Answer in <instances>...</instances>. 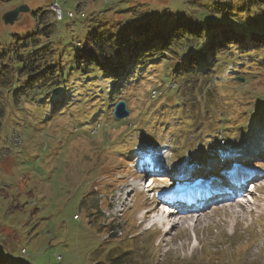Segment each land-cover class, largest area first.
Instances as JSON below:
<instances>
[{"label": "rangeland", "instance_id": "1", "mask_svg": "<svg viewBox=\"0 0 264 264\" xmlns=\"http://www.w3.org/2000/svg\"><path fill=\"white\" fill-rule=\"evenodd\" d=\"M58 1L66 12L78 5L86 15L95 13L109 17L110 22L113 18L127 23L128 14L141 16L148 8L164 10V18H169L171 11H207L216 0ZM52 2L0 0V32L3 13L21 4H27L30 11L18 16L14 30L20 35L32 32L36 25L32 12L46 10ZM228 2L223 0V4ZM48 17L54 18L49 12ZM77 21L56 22L52 40L63 44L69 39L78 41L83 31L76 27ZM57 48L66 51V47ZM178 59L164 60L156 69L146 67L123 89L97 68L82 73L70 65L66 70L69 78L61 88L67 89L64 104L55 113L50 105H40V97H24L14 103L15 87L0 89V264H100L102 260L111 264L122 238L125 247H133L131 256L143 259L138 264H264V155L251 160L253 168L259 169L260 181L248 183L247 192L226 200L242 198L246 202L250 193L254 203L228 207L222 201H209L205 210H188L192 219L176 225L170 234L165 227L147 229V219L155 216L148 215L147 209L158 201L151 203L152 191L134 188L135 179L144 171L132 160L136 152L151 148L143 145L144 140L157 139L161 150L157 153L163 158L184 159L173 165V172L149 167L147 173L163 177L154 187H169L171 175L180 165L183 170H195L191 183L199 184L212 178L206 175L212 168L207 164L210 157L217 159L213 169L220 171L234 168L241 160L240 151L262 149L264 154V69L233 73L226 72L230 66L226 65L222 75L209 73L193 85L172 73L174 65L181 63ZM70 68L74 70L70 72ZM154 88L162 93L155 98ZM121 99L127 101L130 112L116 119L114 106ZM228 152L239 154L227 156ZM123 169L127 173L122 174ZM112 182L118 185L106 196L105 214L120 239H109L100 226L101 214L89 215L94 209L91 204L104 197L94 193L95 185L102 192L103 185L110 190ZM141 185L144 187L143 182ZM240 194L245 197H238ZM196 214L204 216L194 225ZM129 230L134 232L131 238L125 236ZM209 249H218V256L208 255Z\"/></svg>", "mask_w": 264, "mask_h": 264}, {"label": "trees", "instance_id": "2", "mask_svg": "<svg viewBox=\"0 0 264 264\" xmlns=\"http://www.w3.org/2000/svg\"><path fill=\"white\" fill-rule=\"evenodd\" d=\"M206 8L207 11L200 9L195 14L171 11L169 18H164L167 16L164 10L148 8L141 16L128 14L127 23L113 18L112 23L109 17L106 20L100 14H85L80 22L75 20L76 27L83 31L81 37L78 41L69 39L65 44L61 40H52L55 21L48 17L50 10H35L32 17L36 19V25L30 33L26 31L20 35L14 30L15 25L2 24L0 89L14 86L11 95L14 103L21 102L24 97H40V105H50L51 113H55L64 104L67 89L63 87V95L60 92L69 78L66 70L70 65H75L82 73L97 68L105 77L117 81L120 89L134 82L146 67L156 69L157 64L171 58L181 60L174 65V76L193 85L209 73L216 71V75H222L226 65H230L226 72L232 70L233 73H244L246 69L263 70L264 0H231L222 7L215 1ZM211 8L214 10L210 11ZM221 13L222 17L217 16ZM130 22H133L131 26L128 25ZM57 47H66V51L60 52ZM73 70L70 68V72ZM199 73L203 75L199 76ZM244 77L247 81L248 77ZM125 172L123 169L122 173ZM96 188L101 191L97 184ZM104 189L105 184L103 193H108ZM98 203L91 204L94 209L89 215L101 214L103 223L100 226L109 239H120L122 236L118 238L105 215L108 200L102 205ZM133 220L135 226V213ZM126 221L129 222L128 215ZM133 233L125 231V236L131 238ZM125 243L123 238L120 239L110 263H142L143 259L131 256L133 247L127 248ZM123 248L127 249L124 251ZM217 250L209 249L208 255L218 256ZM151 255L155 256V253ZM99 263L103 264V260Z\"/></svg>", "mask_w": 264, "mask_h": 264}, {"label": "bare ground", "instance_id": "3", "mask_svg": "<svg viewBox=\"0 0 264 264\" xmlns=\"http://www.w3.org/2000/svg\"><path fill=\"white\" fill-rule=\"evenodd\" d=\"M245 154H252V155H259L260 153H258V152H248V151H246V152H244ZM262 155H264V154H262ZM214 161L213 160H211L210 161V163H209V166H211V165H213L214 163H213ZM157 163H155V162H153V161H151L150 162V166L149 167H153L154 168V170L153 171H156V168H157ZM159 169V168H158ZM157 169V170H158ZM172 171V170H174V169H172L171 167L169 168V171ZM165 171V170H164ZM186 173H187V175H194V173H195V170H193V171H186ZM209 174H210V172H209ZM187 175H185V176H179V178L182 180V183L184 182L183 180H188V178H187ZM161 178H163L162 176L160 177V176H155V177H153L152 176V179H153V183H155L157 180H161ZM163 180V179H162ZM165 181V180H164ZM210 188H213V190H219L220 191V186H219V184H216L214 187H212V186H210V184L209 183H207V184H204L203 185V189H205V190H208V189H210ZM184 193V191H181V192H175V193H172V198H171V202H173L174 200H177L179 197H180V195L181 194H183ZM245 193V192H244ZM189 193L187 192V193H185V195H188ZM235 194V193H234ZM241 194H243V193H241ZM239 195L238 197H240L241 198V196H243V195ZM235 195H223L222 197H227V198H225V199H223V200H220L218 197H216L214 200H220V201H222V203L226 206V205H228V207H234V206H242V205H250L252 202H251V200L250 199H246L247 201V204H246V202L244 201V199H242L241 198V200L239 201V199L237 200V199H232L231 201H226V200H229V199H231L232 197H234ZM243 197H245V196H243ZM187 200H188V198H187ZM219 201V202H220ZM225 201V202H224ZM152 202H154V201H151V203ZM166 202V200H164V199H159L158 200V204L157 205H155L154 204V206H153V208L150 210V208H151V206H149L148 207V215L149 214H151L152 213V211H155V212H157V213H159L158 214V218H157V222L161 225V227H167L166 228V234H170V232H171V230L176 226V225H179L180 223H184L186 220H191L192 219V215H191V211H198L199 210V207H193V208H190V209H182V208H178L177 207V209H169V212L168 213H166L165 211H164V208H165V203ZM218 202V203H219ZM217 203V204H218ZM220 204V203H219ZM188 210H191V211H188ZM164 211V212H163ZM199 212V211H198ZM195 213H197V212H195ZM200 215V214H199ZM204 216V214L201 216H198V214H196V217H195V219H194V221H192V222H194L193 224L194 225H196L195 224V222L197 223L198 221H199V219H201L202 217ZM168 225H169V227H168Z\"/></svg>", "mask_w": 264, "mask_h": 264}, {"label": "water", "instance_id": "4", "mask_svg": "<svg viewBox=\"0 0 264 264\" xmlns=\"http://www.w3.org/2000/svg\"><path fill=\"white\" fill-rule=\"evenodd\" d=\"M29 11L30 7L27 4H21L11 10L6 11L2 16V19L5 24H14L20 13ZM115 114L117 118H123L129 115V110L126 108V102L124 100H121L118 104H116Z\"/></svg>", "mask_w": 264, "mask_h": 264}, {"label": "built area", "instance_id": "5", "mask_svg": "<svg viewBox=\"0 0 264 264\" xmlns=\"http://www.w3.org/2000/svg\"><path fill=\"white\" fill-rule=\"evenodd\" d=\"M52 8L58 13V17H61V10L59 8V5L55 3ZM71 14V13H70Z\"/></svg>", "mask_w": 264, "mask_h": 264}]
</instances>
